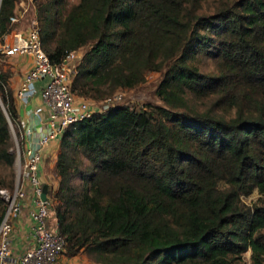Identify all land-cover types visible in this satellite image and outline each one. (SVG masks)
I'll list each match as a JSON object with an SVG mask.
<instances>
[{
  "label": "trees",
  "instance_id": "1",
  "mask_svg": "<svg viewBox=\"0 0 264 264\" xmlns=\"http://www.w3.org/2000/svg\"><path fill=\"white\" fill-rule=\"evenodd\" d=\"M63 1L38 2L39 32L52 61L90 44L72 74L77 95L103 98L165 67L164 104L115 103L64 127L52 206L64 250L105 264H238L251 247L262 262L264 204L240 195L264 193V0H223L213 14L197 12L200 0H78L66 10ZM15 2L0 0V41L14 29ZM195 52L214 53L218 72L192 63ZM9 75L0 69L6 164L18 117ZM188 91L213 93L236 114L198 109ZM78 152L90 170L77 166ZM5 206L0 195V219Z\"/></svg>",
  "mask_w": 264,
  "mask_h": 264
},
{
  "label": "built area",
  "instance_id": "2",
  "mask_svg": "<svg viewBox=\"0 0 264 264\" xmlns=\"http://www.w3.org/2000/svg\"><path fill=\"white\" fill-rule=\"evenodd\" d=\"M19 16L18 13L11 15V22L18 20ZM9 33L11 39L5 37L0 41V50L5 55L31 56V65L23 74L16 94L26 99L39 93L42 104L35 106L33 112L41 121L43 129L25 144L22 143L21 135L22 145H17L14 150L17 170L13 186L0 187V195L6 200L0 219V264H56L65 249V238L55 224L51 225V195L47 191L46 198L40 196L43 182L39 171L43 150L52 139L60 137L65 126L97 108L71 89L72 74L80 57L79 47L68 51L61 60L52 61L42 46L35 19L26 29H12ZM38 80H42L40 86L37 85ZM23 133L32 135V127H24ZM25 205H28L31 221L30 238L29 243L24 244L15 256L14 218Z\"/></svg>",
  "mask_w": 264,
  "mask_h": 264
},
{
  "label": "rangeland",
  "instance_id": "3",
  "mask_svg": "<svg viewBox=\"0 0 264 264\" xmlns=\"http://www.w3.org/2000/svg\"><path fill=\"white\" fill-rule=\"evenodd\" d=\"M40 0H16L15 2V13H18L19 19L16 20L12 26L14 29H26L30 24L32 19L36 20V24L39 27L40 21L37 16V5ZM78 0H64L63 6L66 10L71 4L77 2ZM226 1V0H225ZM232 1V0H230ZM223 0H200V5L197 8V12L203 14H213L217 11L218 7L221 5ZM11 39L10 33L3 35L4 38ZM1 40V37H0ZM90 44L87 43L79 47V55L84 53ZM195 55L191 58V62L196 64L200 69L207 72H218V63L214 53H205L198 52L194 53ZM9 57L2 54L0 51V69H9ZM4 65H6L4 67ZM165 67L163 69H150L145 73V78L141 82L133 86H117L103 98H87L95 108L105 109L109 105L115 103H127L129 105L138 107L144 104H164V100L157 93V87L163 78ZM186 96L189 102L198 109H210L211 111L221 114L225 117H232L236 114V107L226 106L220 102H217L215 94L200 96L192 91H188ZM11 130V141H12V150H16L17 145L21 147V132L18 128L17 123H10ZM57 152L60 149V140L56 142ZM77 166L80 169L90 170L91 163L86 159L81 153H76ZM17 164L15 160L12 164H6L5 162H0V187L11 188L13 185L15 177ZM58 180L57 184L49 190V194L53 199V206L55 204V198L53 193L58 187L59 175L57 174ZM73 181L78 186L81 184V178L79 172L74 173ZM218 185L221 189H226L229 187V183L224 179H219ZM240 202L245 206H255L264 204V193H262L258 187H254L248 193H241ZM53 209L50 212V221L51 225L55 224L56 218L54 216ZM238 264H264V259L262 262H254L252 256V248L248 247L245 251L242 252L241 256L237 259ZM56 264H105L103 262H98L94 260L89 254L85 251L80 250L74 255H69L65 250L59 256L58 262Z\"/></svg>",
  "mask_w": 264,
  "mask_h": 264
},
{
  "label": "crops",
  "instance_id": "4",
  "mask_svg": "<svg viewBox=\"0 0 264 264\" xmlns=\"http://www.w3.org/2000/svg\"><path fill=\"white\" fill-rule=\"evenodd\" d=\"M9 57V79L8 85L13 91L15 106L17 108V125L22 135V143H27L30 138L35 137L42 129L43 125L33 112L35 106L42 104L39 93L32 94L26 99L17 96L16 91L20 84L23 74L30 67L32 58L28 54L6 55ZM6 65H4L5 67ZM42 80L37 81L40 86ZM43 113H46L44 107ZM30 126L33 129L32 135L23 133V128ZM59 138L52 139L43 150V158L40 163L39 175L43 183L47 184L49 190L57 184V172L55 169V159L57 155L56 142ZM27 202V201H26ZM28 203V202H27ZM30 218L28 216V205H25L21 212L14 218L13 247L15 256L18 255L21 247L29 243Z\"/></svg>",
  "mask_w": 264,
  "mask_h": 264
},
{
  "label": "water",
  "instance_id": "5",
  "mask_svg": "<svg viewBox=\"0 0 264 264\" xmlns=\"http://www.w3.org/2000/svg\"><path fill=\"white\" fill-rule=\"evenodd\" d=\"M47 191H48V187H47V184L46 183H43V189L40 193V196L44 199L46 198V194H47Z\"/></svg>",
  "mask_w": 264,
  "mask_h": 264
}]
</instances>
